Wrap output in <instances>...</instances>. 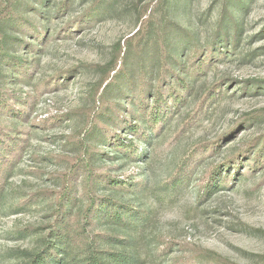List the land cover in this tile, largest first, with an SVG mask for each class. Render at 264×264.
Returning <instances> with one entry per match:
<instances>
[{"label":"rangeland","instance_id":"obj_1","mask_svg":"<svg viewBox=\"0 0 264 264\" xmlns=\"http://www.w3.org/2000/svg\"><path fill=\"white\" fill-rule=\"evenodd\" d=\"M264 264V0H0V264Z\"/></svg>","mask_w":264,"mask_h":264},{"label":"trees","instance_id":"obj_2","mask_svg":"<svg viewBox=\"0 0 264 264\" xmlns=\"http://www.w3.org/2000/svg\"><path fill=\"white\" fill-rule=\"evenodd\" d=\"M60 264V263H59Z\"/></svg>","mask_w":264,"mask_h":264}]
</instances>
